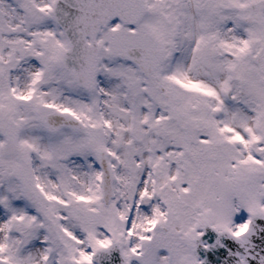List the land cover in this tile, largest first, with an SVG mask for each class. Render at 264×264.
<instances>
[{"label": "snow or ice", "instance_id": "snow-or-ice-1", "mask_svg": "<svg viewBox=\"0 0 264 264\" xmlns=\"http://www.w3.org/2000/svg\"><path fill=\"white\" fill-rule=\"evenodd\" d=\"M0 264H264V0H0Z\"/></svg>", "mask_w": 264, "mask_h": 264}]
</instances>
